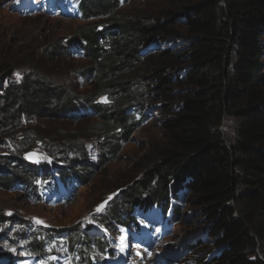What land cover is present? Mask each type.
<instances>
[{
	"label": "trees",
	"instance_id": "1",
	"mask_svg": "<svg viewBox=\"0 0 264 264\" xmlns=\"http://www.w3.org/2000/svg\"><path fill=\"white\" fill-rule=\"evenodd\" d=\"M173 1L161 16L126 18L118 10L126 0H74L87 25L64 43L55 40L28 52L22 66L0 71V132L16 134L36 117L71 124L95 117L102 125L93 133H100L104 154L112 157L153 118L151 111L160 112L167 140L144 168L137 189L112 206L113 215L128 224L135 204L164 214L179 211L174 204L188 195L211 219L209 235L220 251L202 264H264L256 252L264 241V0ZM175 38L186 42V51L163 47ZM149 56L158 60L149 63L148 73L134 74ZM42 57L88 60L78 72L91 79L93 90L76 93L72 81L40 65ZM18 68L23 79L3 87L4 77ZM138 85L171 103H152ZM179 87L187 90L181 93ZM225 118L236 119L231 141L220 131ZM76 142L52 149V158L66 157L68 167L37 166L21 153L8 158L0 167V184L35 201H41L42 190L75 192L83 178L68 155L85 153L84 142Z\"/></svg>",
	"mask_w": 264,
	"mask_h": 264
},
{
	"label": "rangeland",
	"instance_id": "2",
	"mask_svg": "<svg viewBox=\"0 0 264 264\" xmlns=\"http://www.w3.org/2000/svg\"><path fill=\"white\" fill-rule=\"evenodd\" d=\"M172 1L126 0L118 10L126 18L139 14L161 16L171 8ZM83 17L73 0H0V71L15 63L22 66L28 52L37 47L70 38L87 25ZM166 41L164 48L185 50L187 46L182 39ZM261 59L264 76V54ZM152 60L158 59L149 56L137 63L134 74H147ZM38 62L64 82L72 81L76 93L93 90L91 79L78 72L88 63L83 57L55 60L42 57ZM21 71L18 68L10 77H4L3 87L19 83L25 74ZM260 84L264 90V79ZM138 87L147 90L152 103H171L156 96L155 90L151 92L142 85L135 88ZM178 89L182 93L187 87ZM99 100L107 102L106 97ZM150 114L153 118L136 128L126 142H121L119 151L112 157L104 154L100 133H93L102 125L95 117L78 124L36 117L22 124L23 131L16 134L11 130L0 132V140H5V144L0 143V167H6L8 158L20 153L25 162L37 166L62 163L68 167L66 157L57 153L52 158V149L74 140L83 141L85 148V153L68 155L69 159H76L71 164L83 178L69 195L42 190L41 201H35L21 189L0 184V264H144L146 259L153 264H202L218 255L215 238L209 235L211 219L203 215L188 195L181 196L174 204L180 206L179 211L169 209L164 214L157 207L146 211L135 204L128 224L113 215L112 206L127 200L128 193L137 189L144 168L167 140L162 128L163 116L154 111ZM235 126L236 119L223 120L220 131L225 140L234 139ZM7 219L11 220L9 224ZM98 238L101 243L97 242ZM256 252L264 258V241ZM143 253L147 256H141Z\"/></svg>",
	"mask_w": 264,
	"mask_h": 264
},
{
	"label": "bare ground",
	"instance_id": "3",
	"mask_svg": "<svg viewBox=\"0 0 264 264\" xmlns=\"http://www.w3.org/2000/svg\"><path fill=\"white\" fill-rule=\"evenodd\" d=\"M147 254H148V252H147ZM147 254H146V253H143L142 255H141V254H140V255L146 257ZM145 259H146V258H145ZM149 260H150V259H146V262H145L144 264H153V261L151 260V261L149 262ZM141 262H142V261H141ZM142 264H143V263H142Z\"/></svg>",
	"mask_w": 264,
	"mask_h": 264
},
{
	"label": "snow or ice",
	"instance_id": "4",
	"mask_svg": "<svg viewBox=\"0 0 264 264\" xmlns=\"http://www.w3.org/2000/svg\"><path fill=\"white\" fill-rule=\"evenodd\" d=\"M31 158V157H30ZM99 210V209H98Z\"/></svg>",
	"mask_w": 264,
	"mask_h": 264
}]
</instances>
